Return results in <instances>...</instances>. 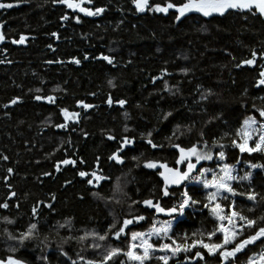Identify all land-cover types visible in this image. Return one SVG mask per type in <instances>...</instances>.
Masks as SVG:
<instances>
[{
    "label": "trees",
    "instance_id": "1",
    "mask_svg": "<svg viewBox=\"0 0 264 264\" xmlns=\"http://www.w3.org/2000/svg\"><path fill=\"white\" fill-rule=\"evenodd\" d=\"M95 4L107 7L106 14L85 17L79 13L82 23L63 22V26L60 16L72 13L65 5L30 0L28 4L0 10V22L4 23L7 37L4 43H0V49L7 48V58L13 61L12 64L0 65V156L9 157L7 161L0 159V178L8 175V167L14 169L8 183L17 192L21 204L19 210L0 209V216L7 215L16 220L14 225L8 226L10 230L26 228L31 208L38 200L48 197L50 192L55 193L57 199L50 223L41 227V232L45 235L48 234L49 227L57 221L63 222L67 217H74L77 227L88 229H100L112 221L109 208L94 198L89 192L90 187L76 175L77 168L61 167L60 172L55 171L56 162L64 159L65 153L72 156L75 152L76 158L86 161L79 165L84 170L95 166L97 155L102 158L103 167L112 179L104 182V187L98 189L101 195H109L115 178L131 168L135 179L129 177L132 181L127 188L129 196L132 199L149 198L153 196L154 188L158 196L157 182L161 183L159 176L153 174L152 170L136 167V162L130 157L139 155L147 147L138 135L145 127L160 131V135L155 132L153 134L157 141L164 142L162 137L171 134L172 126L169 121L173 118L169 117L168 121L158 120L161 111H169L175 106L179 111L173 112V123L195 122L192 135L182 138L185 143L189 139L195 142L198 139L197 133L214 111H222L223 120H227L228 124L225 125L222 121L207 124L204 127L206 138L213 134L218 138L224 131L240 126L238 121L243 119V110L239 101L245 88L249 94L264 96V92L252 87L257 75L255 68L247 65L235 67L236 63L250 58L252 50L258 53L264 50V17L229 10L223 16L213 14L203 17L199 13H190L182 23H175L170 16L163 14L136 13L130 0H95ZM82 6L91 5L85 3ZM121 20L123 23H120ZM52 31H58L61 38L56 40L50 37L48 34ZM21 33L35 39H29L26 45H12L10 39H18ZM85 33L88 34L86 37L83 35ZM48 43L53 44L56 52L46 47ZM110 48L115 49L111 54L118 62L116 68L92 59L101 52L108 54ZM84 55H89V60H83ZM73 56L81 59L79 65L70 62ZM46 59H61L64 63L47 65L44 63ZM182 68L190 69L186 76L180 71ZM163 69L172 74L167 77L170 84L181 81L182 94L171 96L162 91L160 80H157L155 86L149 82L152 76H162ZM41 79L44 81L43 94H50L57 86L65 90L55 95L59 98L58 103L68 107L70 111L75 108V101L78 99L96 105L88 110L87 115L82 114L83 118L78 126L89 132L87 139L82 138L78 132L65 134L61 129L54 128V122L63 121V117L58 115L59 109L31 99L33 93L29 92V88L41 86ZM108 79H114L117 87L111 88L107 83ZM197 84L202 85L201 91L211 89L216 93L207 102V113L198 104L192 103L193 99L199 100V94L195 90ZM154 87L161 90H154ZM92 92L96 96L89 95ZM108 94L114 98L126 99L125 108L116 104L109 107L104 102ZM15 96H22L23 103L12 105L10 110L4 109L2 106L10 103ZM181 100L193 110L189 112L181 107ZM137 104L142 107L137 108ZM125 109L132 117L126 122L122 115ZM5 111H10V116H4ZM125 123L130 129H135L139 147L135 152L128 153L125 165L113 166L108 164L107 157L115 150L118 141H107L102 133L112 130L114 135L120 136ZM132 134L130 132L127 135ZM69 138L72 147L67 144L61 146ZM224 143L227 144L228 141L225 140ZM171 151L172 149L165 147L157 153L158 158L167 161L170 166L174 163L173 157L169 155ZM233 151L229 149L230 154ZM151 156L149 151L145 159ZM247 159L264 163V154L254 153L247 156ZM239 167L241 166L238 165ZM43 172H51L52 175L42 176ZM65 180H71L72 183L65 185ZM252 183L257 190H261L264 186V172L254 170ZM8 192L5 182L0 179V199L5 198ZM81 195L84 196L83 201L79 199ZM153 202H156L155 199ZM162 202L169 203L167 198ZM115 212L123 214L119 205L115 206ZM245 212L250 216H260L264 214V208H257L253 212H247L245 208ZM44 216L49 220L47 209H44ZM156 219L167 218L157 216ZM153 222L152 217H148L134 230L147 231ZM201 227L211 229L212 219L192 213L191 217L181 218L176 231H190ZM61 235H64V230H61ZM49 239L52 243L46 249L32 241L27 248L15 255H24L31 264H44L40 259L42 255L48 258L47 264H64L65 257L56 250V242L60 237L52 232ZM65 248L73 256L79 251L74 245H65ZM7 255L6 244L0 242V257ZM206 259L208 264H217L214 257L206 256ZM151 264H160V261L153 259Z\"/></svg>",
    "mask_w": 264,
    "mask_h": 264
},
{
    "label": "snow or ice",
    "instance_id": "2",
    "mask_svg": "<svg viewBox=\"0 0 264 264\" xmlns=\"http://www.w3.org/2000/svg\"><path fill=\"white\" fill-rule=\"evenodd\" d=\"M49 2L53 5H65L72 10L71 14L65 13L60 16L61 26L63 22L82 23V16L79 13L85 17H99L108 11L107 7L96 5L95 0H43L44 4ZM28 3L30 0H0V10H8ZM85 3L91 6H82ZM130 3L136 13L163 14L166 17L170 16L175 23H182L190 13H199L203 17L213 14L223 16L229 10L244 15L253 14L264 17V0H160V2L130 0ZM120 23H123V20ZM48 35L56 40L61 38L58 31H52ZM83 35L86 37L88 34ZM6 39L4 23L0 22V43H4ZM29 39H35V37L21 33L18 39L13 38L9 42L12 45H26ZM46 47L56 52L52 43H48ZM113 52L115 49L110 48L108 54L101 52L92 59L106 62L107 65L116 68L118 62L111 54ZM8 54L7 48L0 49V65L13 63L7 58ZM83 60H89V55H84ZM70 62L79 65L81 59L73 56ZM44 63L52 65L62 64L64 61L46 59ZM244 65L255 68L257 75L254 77L252 87L264 92V50L259 53L252 50L250 58L241 60L235 64V67L240 68ZM180 71L186 76L190 69L182 68ZM162 72L163 75L160 77H150L149 82L155 86L157 80H160L163 92L171 96L182 94L181 81L177 80L175 84H170L167 77L172 74L167 69H163ZM107 83L111 88L117 87L114 79H108ZM40 85L29 88V92L33 93L31 99L54 105L59 109L58 115L63 117L62 122H54L52 126L66 133L78 132L82 138L87 139L89 132L78 126L81 124L83 115H87L88 110L96 105L78 99L75 101V108L70 111L68 107L58 103L59 98L55 95V93L64 92L63 88L57 86L51 90L50 94H43L44 81L42 79ZM201 88L202 85H195L199 100L193 99L192 103L198 104L201 110L207 113V102L216 93L211 89L201 91ZM154 90L161 89L154 87ZM89 95L96 96V93L92 92ZM23 99L22 96H15L10 103L2 107L10 110L12 105L23 103ZM104 102L109 107L116 104L120 108H125L127 104L126 99L114 98L111 94L107 95ZM239 102L243 110L241 112L243 119L238 121L240 126L224 131L218 138L215 134L206 138L204 127L212 121H222L227 125L228 121L223 120L222 111L213 110L214 114L204 122L197 133L198 139L195 142L189 139L185 143L182 138L192 135L195 122L173 123L175 120L173 112L179 111L175 106H172L169 111H161L157 117L160 121H168L169 117L173 118L169 121L172 126L171 134L162 137L164 142L155 139L154 132L160 135L157 128L145 127L138 133L139 138L147 147L139 155H132L130 158L136 162V167H140L143 160V168L152 170L153 174L161 178L162 184L157 182L158 196L155 194V188L153 196L149 198L132 199L129 196L127 188L132 182L129 177L135 179L131 168L115 178L109 195H101L98 189L103 188L104 182L112 178L105 171L99 155L95 158V166L88 170L79 167L86 161L76 158L75 152L71 157L57 161L56 172L61 171V164L77 168L76 175L90 186V194L109 208L112 221L100 229H88L77 227L75 218L67 217L63 222L57 221L55 225L49 227L48 234L45 235L41 232V227L50 223L57 199L56 194L50 192L48 197L38 200L31 208L29 221L24 229L10 230L8 226L14 225L16 220L7 215L0 216V225H2L0 226V242L6 244L8 253L6 257H0V264H31V261L24 255L15 254L27 248L28 243L32 241H36L37 246L42 245L43 248H48L52 243L49 239L52 232L60 237L56 242V250L65 257L64 264H151L153 259L160 261V264H170V261L171 264H208L206 256L214 257L217 264H264V214L250 216L245 212V208L247 212L264 208V186L261 190H257L256 185L252 183L254 170L260 169L264 172V163L247 159V156L254 153L264 154V96L249 94L248 89L245 88ZM180 103L181 107L187 111L193 110L184 100ZM136 107L141 108L142 105L137 104ZM3 115L10 116V111H5ZM122 115L125 122L132 119L127 109ZM130 132L133 134L127 135ZM102 135L107 141H118L115 150L107 157L113 166L125 165V161L129 158L128 153L135 152L139 147L137 133L135 129H130L127 123L123 125L120 136L114 135L112 130H106ZM225 140L228 141L227 144L224 143ZM63 144L72 147L71 138L63 141L61 146ZM165 147L172 149L169 155L173 157L174 163L171 166L157 156V153L163 151ZM230 148L234 150L231 154L229 153ZM149 151L152 156L145 159ZM0 159L7 161L9 157L0 156ZM237 165L241 167L238 168ZM6 172L8 175L0 179L5 182L9 192L6 193L5 198L0 199V209L16 208L19 210L21 208L19 196L8 183L14 169L8 167ZM51 175V172L42 173V176L50 177ZM64 183L68 185L72 181L65 180ZM164 198H167L168 204L162 202ZM79 199L83 201L84 196L81 195ZM116 205L121 207L122 215L115 212ZM44 209L48 211L49 220L45 219ZM192 213L211 218L213 227L177 232L176 225L181 222V218L191 217ZM159 214L168 218L157 220ZM148 217H152L154 222L150 224L147 231L134 230ZM61 230H64V235H61ZM65 245L70 247L74 245L79 248V251H76L73 256ZM40 259L47 264L46 256L42 255Z\"/></svg>",
    "mask_w": 264,
    "mask_h": 264
},
{
    "label": "flooded vegetation",
    "instance_id": "3",
    "mask_svg": "<svg viewBox=\"0 0 264 264\" xmlns=\"http://www.w3.org/2000/svg\"><path fill=\"white\" fill-rule=\"evenodd\" d=\"M63 119V118H62ZM63 131V130H62ZM64 132V131H63ZM65 134H67L66 132H64ZM68 157H71V155H68L67 153H65V156H64V158H68ZM108 164H110V165H113V163L112 162H110V161H108ZM69 166H71V165H60V168L61 167H69ZM115 166H121V165H115ZM72 167V166H71ZM141 168L142 169H145V168H143V162L141 163ZM145 170H147V169H145ZM160 178V177H159ZM81 179V178H80ZM82 180V179H81ZM160 180H161V178H160ZM83 181V180H82ZM161 184H162V181H161ZM88 187H90L89 185H87ZM155 203V202H154ZM165 204H167V203H165ZM159 217H162V216H159ZM168 218V217H167Z\"/></svg>",
    "mask_w": 264,
    "mask_h": 264
},
{
    "label": "water",
    "instance_id": "4",
    "mask_svg": "<svg viewBox=\"0 0 264 264\" xmlns=\"http://www.w3.org/2000/svg\"><path fill=\"white\" fill-rule=\"evenodd\" d=\"M41 103H45V104H48L47 102H44V101H40ZM63 165V164H62ZM158 216H162V217H165V218H167L165 215H163V214H159Z\"/></svg>",
    "mask_w": 264,
    "mask_h": 264
},
{
    "label": "built area",
    "instance_id": "5",
    "mask_svg": "<svg viewBox=\"0 0 264 264\" xmlns=\"http://www.w3.org/2000/svg\"><path fill=\"white\" fill-rule=\"evenodd\" d=\"M237 167H238V165H237Z\"/></svg>",
    "mask_w": 264,
    "mask_h": 264
}]
</instances>
